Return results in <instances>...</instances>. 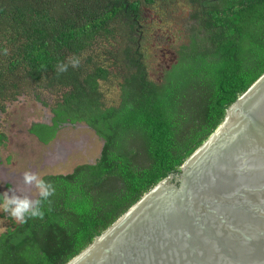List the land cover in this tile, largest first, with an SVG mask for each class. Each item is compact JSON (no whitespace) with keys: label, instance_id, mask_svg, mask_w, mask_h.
<instances>
[{"label":"trees","instance_id":"1","mask_svg":"<svg viewBox=\"0 0 264 264\" xmlns=\"http://www.w3.org/2000/svg\"><path fill=\"white\" fill-rule=\"evenodd\" d=\"M187 2L196 9L186 18V41L156 82L141 50L139 1L0 0V113L41 84L61 97L52 126L34 123L30 135L46 144L59 124L84 123L103 143L94 164L43 177L55 195L42 219L0 235V264H66L178 172L264 73V0ZM100 42H110L105 57L93 55ZM70 57L79 66L58 74ZM111 78L119 101L106 107L99 84ZM5 140L0 133V147Z\"/></svg>","mask_w":264,"mask_h":264},{"label":"water","instance_id":"2","mask_svg":"<svg viewBox=\"0 0 264 264\" xmlns=\"http://www.w3.org/2000/svg\"><path fill=\"white\" fill-rule=\"evenodd\" d=\"M66 264H264V73L178 172Z\"/></svg>","mask_w":264,"mask_h":264},{"label":"rangeland","instance_id":"3","mask_svg":"<svg viewBox=\"0 0 264 264\" xmlns=\"http://www.w3.org/2000/svg\"><path fill=\"white\" fill-rule=\"evenodd\" d=\"M135 1L141 3L144 36L141 50L147 55L150 79L157 82L163 70L175 62L178 47L184 45V30L192 24L185 25L186 21L192 22L186 18L196 7L187 0H155L151 5H145L143 0ZM116 39L119 40L118 35ZM136 45L134 41L131 47ZM106 48H110V42H100L93 55L105 57L102 53ZM99 88L106 107L118 103L119 89L115 79L100 83ZM60 97L61 93L55 94L41 84H32L17 98L4 103V111L0 113V133L6 137L0 147L1 196L14 193L36 197V190L22 182L25 171L39 173L41 177L44 174L66 175L79 165L94 164L99 158L103 143L84 123L59 124L53 139L45 145L28 133L34 123L52 126L51 108ZM16 225L19 223L0 210V235Z\"/></svg>","mask_w":264,"mask_h":264},{"label":"clouds","instance_id":"4","mask_svg":"<svg viewBox=\"0 0 264 264\" xmlns=\"http://www.w3.org/2000/svg\"><path fill=\"white\" fill-rule=\"evenodd\" d=\"M7 54V50H5ZM79 59L70 57L68 63H58L57 73H64L71 66H79ZM23 184L31 186L37 192V198H31L29 195H16L14 193H5L0 200V210L7 213L15 222L19 224L27 223L28 219L44 217L43 204L49 201V198L55 195V187L51 182L45 181L39 173L25 171L22 176Z\"/></svg>","mask_w":264,"mask_h":264},{"label":"flooded vegetation","instance_id":"5","mask_svg":"<svg viewBox=\"0 0 264 264\" xmlns=\"http://www.w3.org/2000/svg\"><path fill=\"white\" fill-rule=\"evenodd\" d=\"M139 44H140V38H139V40H137V46H139ZM93 132V131H92ZM94 133V132H93ZM95 135V134H94ZM96 136V135H95ZM37 139V138H36ZM38 140V139H37ZM39 143H41V144H43L42 142H40V141H38ZM47 144V143H46ZM43 145H45V144H43ZM52 176V174H44L43 176H42V178L43 177H45V176ZM56 175H62V174H56ZM1 194V193H0ZM0 198H2V196L0 195ZM35 198H37V195H36V197Z\"/></svg>","mask_w":264,"mask_h":264}]
</instances>
